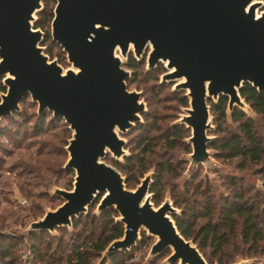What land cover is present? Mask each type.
I'll return each instance as SVG.
<instances>
[{
  "label": "water",
  "instance_id": "obj_1",
  "mask_svg": "<svg viewBox=\"0 0 264 264\" xmlns=\"http://www.w3.org/2000/svg\"><path fill=\"white\" fill-rule=\"evenodd\" d=\"M260 5L259 0H56L50 34L71 64L63 68L49 57L45 33L35 26L42 0H0L5 86L0 119L19 111L29 95L38 113L48 110L72 130L65 167L75 172L73 185L55 188L62 203L30 222L27 232L69 227L98 199L97 211L113 207L123 225L103 257L130 249L144 230L155 237L150 261L169 249L166 264H211L178 229L172 203L151 201L152 173L131 189L104 159L108 152L117 159L126 155L119 131L133 127L146 109L140 93L127 87L131 70L125 65L131 53L140 60L149 48L147 67L165 62L162 79L174 80V88L188 98L181 122L191 130L190 165L208 162L217 152L208 145L213 139L207 133L212 127L208 99L227 96L230 118L234 106L245 112L250 107L240 94L245 82L264 90V10L255 12ZM235 261L230 264H241Z\"/></svg>",
  "mask_w": 264,
  "mask_h": 264
},
{
  "label": "rangeland",
  "instance_id": "obj_2",
  "mask_svg": "<svg viewBox=\"0 0 264 264\" xmlns=\"http://www.w3.org/2000/svg\"><path fill=\"white\" fill-rule=\"evenodd\" d=\"M259 1L261 4L259 11L264 10V0ZM42 3L43 9L39 12L54 7L56 0H42ZM43 46L45 51L50 49L51 53H47L49 57L57 59L63 68L71 66L59 45L48 41ZM148 51L149 48L140 57L143 65L136 74L125 65L131 70V75L126 80L127 87L140 93L146 108L143 113L146 114L142 113L141 120L125 133L119 131V135L126 140L124 146L126 155L117 159L108 152L104 160L114 165L113 160L122 162L124 157L131 153L140 156L142 154L141 138L146 135L154 137L153 151L145 153L142 163L133 161V169H144V172L140 174L136 183L126 184V186L135 188L145 174L152 173L150 185L157 176L160 178L163 189L158 203L154 202L153 192L150 191L151 201L157 206L164 200H169L178 213L183 206L204 203L207 196L212 197L217 203H221L225 197L232 196L233 185L230 182L232 178H241L242 183H247L244 185L246 187L261 188V176L255 173L257 168L255 164H249L241 169L236 166V158L221 159L212 154L208 162L194 167L190 165L189 154L192 145L188 142V137L191 135V130L181 122L189 103L183 105L176 98L180 92L184 93V90L175 89L174 80L162 79V74L167 71L165 62H158L151 68L147 67ZM123 59L126 60L125 57ZM29 100H31L30 97ZM29 104V102L20 103V109H27L28 112L34 111L38 114L37 104L33 106ZM245 110L246 114L252 115L256 121L259 120L262 123L259 130L264 132L262 117L249 106H246ZM33 115L29 114V116ZM210 116L212 127L208 130V135L213 138L222 135L223 132L217 131L211 108ZM0 123L4 126L8 125L5 126L8 127V132L0 135V232L17 237L11 253L15 264H72L74 261L72 248L81 244L83 240H85L83 246L87 247L88 241L100 234L101 226L97 225L100 221H91L93 217L96 220L102 217L101 211H97L98 199L88 207L86 213L78 216L80 218L75 227L71 225L57 227L53 231L47 230L40 233L36 239L28 237L27 232L30 222L40 218L46 210L53 209L62 203L63 198L54 192L55 188L69 189L73 185L75 172L65 167L68 159L66 145L72 136V130L64 119L54 117L46 118L41 129H36L32 118L24 123L22 121L9 123L2 117ZM235 124L228 117L223 125L235 126ZM176 126L185 129L184 136L177 140L175 147L169 148L165 145V134ZM209 150L212 153L217 151L210 146ZM159 161H170L172 170L159 172L157 168ZM121 173L126 176L123 172ZM114 211L112 216L116 219L118 212L115 209ZM204 219L200 217L198 222ZM21 235L25 237H20ZM154 239L153 235H148L142 230L136 244L126 250L127 254H124L122 264H166L165 258L170 253L169 249L153 260H149V250ZM32 243L40 247V255H33ZM103 251L93 255L90 258V264H111L109 260L103 261L106 258L102 256ZM249 254L234 253L232 262L237 260L241 264H264V253Z\"/></svg>",
  "mask_w": 264,
  "mask_h": 264
},
{
  "label": "trees",
  "instance_id": "obj_3",
  "mask_svg": "<svg viewBox=\"0 0 264 264\" xmlns=\"http://www.w3.org/2000/svg\"><path fill=\"white\" fill-rule=\"evenodd\" d=\"M52 17L53 7L44 9L42 12H39V18L35 24L44 30L45 36L42 44L51 41L59 45L57 42L51 40L50 21ZM46 52L51 53L50 49H47ZM142 65L143 62L136 59L132 53L129 55L126 66L134 70L135 74ZM4 90L5 86L0 79V91ZM240 94L264 120V90H258L250 83L245 82L240 89ZM29 97V95L24 97L20 103L29 102L30 106L36 105L29 100ZM176 98L183 105L188 103V98L181 92ZM227 101L228 99L225 95H220L217 101H213L211 98L208 99L217 125V131L223 132L222 135L214 137L208 145L217 149L215 154L217 158H236V166L238 168L244 169L249 164H255L257 166L255 173L261 176V188L254 186L246 187L244 185L247 183H242L241 178H232L230 180L233 185L232 196L225 197L221 203H217L212 197L207 196L204 203L198 202V204L183 206L181 212L172 214L180 232L186 238H190L197 243L206 260L211 264L214 262L218 264H230L233 261L234 253L239 255L264 253V132L259 130V126L262 123L247 115L238 106H234L230 118L233 123H236L235 126L223 125L227 118ZM29 114L34 115L29 116ZM30 117L34 119L36 129L43 127L46 118L54 117L61 119V117L52 116V113L48 110L37 114L34 111L28 112L27 109L22 108L19 111H13L8 116H4L9 123H19L20 121L24 123L31 119ZM21 118L23 120H20ZM5 126L0 123V135L8 132V127ZM184 131L185 129L181 126L173 127L171 131L168 130L165 134V145L169 148L175 147L177 140L184 136ZM153 140L154 137L148 135L141 138L142 154L140 156L131 153L129 156H125L122 162L113 160V164L126 174L127 185L136 183L138 177L141 176L140 174L144 172V169L134 170L133 161L141 163L144 161L145 153L153 151ZM157 168L159 172L171 171V162L159 161ZM162 189L160 178L155 176L154 182L149 188L153 192L155 203L160 201ZM114 212V209L108 210L105 208L101 211L102 217L99 218L100 220H96L94 217L91 219V221H100L97 224L99 225L98 227L101 226L100 234L96 235V238L92 237L88 241L87 247L83 246L85 243V240H83L81 244L75 245L72 248L74 255L72 264H90V258L93 255L100 254L112 239L122 235L123 225L113 218L112 214ZM200 217L205 219L198 222ZM79 218L73 217V227L78 225ZM43 232H47V230L31 231L28 237L36 239ZM20 237L25 236L21 235ZM16 238L10 234L0 232V264H15L11 253ZM31 249L34 256L41 254L40 247L35 243L31 244ZM124 254H127L126 250L115 251L108 254L103 261L109 260L111 264H122ZM68 260L71 261L70 259Z\"/></svg>",
  "mask_w": 264,
  "mask_h": 264
},
{
  "label": "bare ground",
  "instance_id": "obj_4",
  "mask_svg": "<svg viewBox=\"0 0 264 264\" xmlns=\"http://www.w3.org/2000/svg\"><path fill=\"white\" fill-rule=\"evenodd\" d=\"M255 12H256V14L258 15L260 11H259V9H256V11H255Z\"/></svg>",
  "mask_w": 264,
  "mask_h": 264
}]
</instances>
